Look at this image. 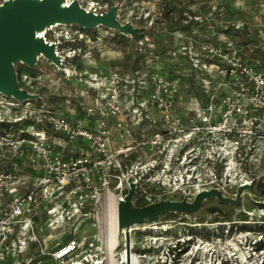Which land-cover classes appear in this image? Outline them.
I'll list each match as a JSON object with an SVG mask.
<instances>
[{"label":"rangeland","instance_id":"obj_1","mask_svg":"<svg viewBox=\"0 0 264 264\" xmlns=\"http://www.w3.org/2000/svg\"><path fill=\"white\" fill-rule=\"evenodd\" d=\"M86 1L88 0H83L84 3ZM96 1L101 5V10L106 11L117 5L116 18L121 24L128 22L129 27H139L143 32L148 30L150 33L144 36L139 44L137 37L131 34V30L122 33L116 28L110 29L104 26H98L94 30H82L75 24H61L47 28L44 37L51 41L54 39L55 42L57 36L61 35L63 27L65 28L62 25L71 29V33L81 32V38L77 37L78 32H75L76 40L63 42L59 48L61 56L62 54L65 56L69 48L75 50V54L70 50L69 57H64L60 67L51 60L38 56L35 66L31 67L34 70L33 75L35 74L31 90L37 96L30 101H23L4 95L3 97L0 93V102L17 101L20 107L30 108L29 110L23 108V112L54 110L63 116L75 117L82 108H97L100 106L97 103H103L100 95L107 91L110 85L107 81L112 79L115 73L116 87L120 94L118 98L116 97V104L118 101L121 103L118 104L119 106L136 105L134 103L136 99V102L143 100L144 103L151 104L139 85H145L153 73H163L169 78H178L179 92L175 97V111L185 123L187 117L192 116L196 119V112L202 110L207 97L216 86H220L219 82L223 77L214 60H210L205 52H202L203 47L206 48L213 43L222 44L223 41L232 38L246 59L264 69V0ZM235 31H238L237 34ZM195 58L206 62L205 70L200 71L192 67ZM23 65L25 64L15 63L16 72ZM218 91H225V87L220 86ZM17 112H22L21 108ZM0 113L11 112L5 104H0ZM117 114L108 119L114 124L112 129L115 137L110 146L115 149L122 146V142L125 146H132L128 152L129 160L125 161L127 168L130 164H135L148 174L147 179L143 178L142 188L133 194L132 199L135 204L144 205L166 198L181 200L183 196L186 201L192 202L200 190L215 191L216 189L221 197L236 198L238 187L242 184H250L248 189L243 188L239 192L237 202L219 200L217 195L213 194L204 197L193 212H166L159 214L157 221L132 224L134 229H138L131 231L132 240L135 241L133 250L146 255L139 258L137 264H193L194 262V264H212L217 255L227 253L230 256L229 264H261L262 256L254 253L252 248H247L246 244L250 243L252 238L258 239L263 236L264 239L262 234L264 233V143L257 149H247L243 152L239 162L236 161L237 157L235 158L234 153L227 156L225 162L220 161L216 156L205 159L204 153L199 150L194 158L183 150L175 153L179 162L184 158V161L192 160L191 162H194L197 170L200 171V176L198 174L193 178L195 175L192 174L191 179L184 177L180 182L183 184L178 185L182 190L173 191L172 182H176L174 179L179 178V172L180 176L184 174V168H181L180 163L175 160L172 164L166 163V155L161 153L166 150L162 149V146L160 150L151 147L152 133L163 126H152L148 122L144 123L145 121L140 124L137 113L131 109L127 117L121 113L118 114L119 116ZM152 115L156 116L155 113ZM117 119L122 121V127H117L119 125L114 122ZM22 123L21 126L24 128L31 124L29 121ZM36 128L37 125H34V129ZM9 132L13 133L14 129H10ZM1 135L0 127V142ZM19 151L20 149H12L0 143V157L11 159V156L17 152L13 164L26 173L28 169L26 157ZM135 165L132 168H135ZM19 170L16 172L18 176L14 188L24 190L27 178L24 179L26 175ZM144 173L141 174L142 177ZM172 173H176L177 177L173 178ZM125 177L129 178V174ZM2 193L5 191L0 193V204L8 199V196ZM119 195L116 194L118 197ZM106 202L105 196L101 199L100 213L97 216L105 236V253ZM212 209L221 210L225 217L216 218ZM143 226L149 228L144 229ZM214 226L216 228H212ZM203 227L209 238L206 234L198 233ZM260 228L262 233H259ZM68 230H71V226L66 228V231ZM243 231H249V234ZM74 232L79 233L81 229L77 227ZM192 232L197 235L188 239L190 243L184 244L186 250L180 255L179 260L173 258L170 251L164 250L167 244L165 240L176 242L177 237L182 236L184 239L186 236H191ZM218 232L222 234L221 237H218ZM51 233L60 238L62 231L58 229ZM120 234L119 245L115 250L117 253L123 248V232ZM206 241L208 244L205 243ZM149 248L150 252H146L145 250ZM247 251L250 253V258L245 261ZM115 258L118 259V255ZM106 261L107 253L103 264H106Z\"/></svg>","mask_w":264,"mask_h":264},{"label":"built area","instance_id":"obj_2","mask_svg":"<svg viewBox=\"0 0 264 264\" xmlns=\"http://www.w3.org/2000/svg\"><path fill=\"white\" fill-rule=\"evenodd\" d=\"M78 1L87 10L94 12L102 9L96 0H88L85 3L83 0ZM62 26L65 28L63 27L61 35L57 36L58 39L55 38L59 54L63 42L76 40L74 34L78 32L71 33V29L66 25ZM77 37H82L81 32H78ZM225 41L222 44L207 45L202 49L210 60H214L215 66L223 74L219 85L224 86L225 91H218L220 86H216L207 97L202 110L196 112V119L187 117L185 123L175 111V97L179 92L178 78H169L163 73H153L145 85H139L151 104L144 103L143 100L136 102L137 99L134 100L136 105L119 106L121 103L118 101L116 104V97L120 94L116 87L115 73L113 78L107 81L110 83L107 91L100 95L103 103L97 104L101 107L82 108L75 117L63 116L54 110L23 112L26 107H20L17 101L0 102L9 107L11 112L0 113V122H31L25 128L18 125L13 133L8 130L1 135L0 143L12 149H20L19 152L26 157L28 169L24 173L13 164L17 152L11 159L0 157V193L5 191L2 194L8 196V199L0 204V264L104 263L105 236L97 218L101 199L107 193L124 195L127 190L126 174L133 175V180L137 182L136 193L142 188L143 178H148V174L135 164V168H132L134 165L131 164L127 168L128 152L132 146H125L124 142L115 149L110 146L115 137L112 129L114 124L108 119L117 113L127 117L131 109L137 113L140 124L145 121L144 123L148 122L152 126L162 125L163 127L152 133L151 147H155V150H160V146L165 148L166 154L161 153L166 155V163L171 162L168 164H172L174 160L179 162L175 153L181 150L192 158L201 151L205 159L216 156L223 162L227 160V156L234 153L236 161L239 162L242 153L247 149H257L262 145L264 69L251 64L232 38ZM70 50L75 54V50L69 48L65 56L69 57ZM192 67L202 71L207 66L206 62L195 58ZM17 74L20 86L29 93L33 92L31 89L35 74L25 70H19ZM20 108L22 112H17ZM154 113L156 116L152 115ZM114 122L119 125L117 127L123 126L121 120ZM34 125H37L36 129ZM184 160L179 162L181 168H184V174L180 176L179 172V178L172 182L173 191L182 190L178 185L183 184L180 182L184 177L191 179L193 175V178L198 174L200 176L195 163L191 162L192 160ZM18 170L26 175L24 179L27 178L24 190L14 188ZM172 177H177L176 173H172ZM69 226L71 230L66 231ZM77 227L81 232H74ZM92 228L94 230H91ZM58 229L62 231L60 238L67 237L65 241L51 233ZM243 232L249 234V231ZM190 234L191 236L184 239L182 236L177 237L176 242L165 240L167 244L164 250H178L179 244L184 245L189 238L195 236ZM202 234H206V231ZM261 240L264 241L263 236L252 238L246 246L252 248L254 253H259L262 256L260 263L264 264V247L256 248L257 242ZM205 243L208 244L207 241ZM134 245L135 241L130 245V250L136 252L133 250ZM145 251L150 252V248ZM137 253L139 258L146 256ZM249 258L250 253L247 251L245 260ZM217 260L218 264H229L230 256L228 253L217 255L212 264H216Z\"/></svg>","mask_w":264,"mask_h":264},{"label":"water","instance_id":"obj_3","mask_svg":"<svg viewBox=\"0 0 264 264\" xmlns=\"http://www.w3.org/2000/svg\"><path fill=\"white\" fill-rule=\"evenodd\" d=\"M2 0L0 2V93L13 99L30 101L37 94L29 93L20 86L15 63H23L27 67L35 66L38 56L49 59L58 67L62 65L63 57L57 51V42L45 39V29L54 24H75L86 30H94L98 26L116 28L122 33L137 37L139 44L144 36L150 32L142 31L139 27H129L128 22L121 24L116 18V7L109 10L90 11L79 4L78 0ZM42 35H36L38 31ZM137 182L129 174L125 185L127 190L120 199L119 214L121 224L124 226L134 223H147L157 221L158 215L166 212H193L204 197L213 194L219 200L237 202L239 192L250 187V184L240 185L236 198L221 197L220 192L214 190H200L192 202L181 200H157L149 204H135L133 194L136 193ZM130 230L123 232V250L125 252L124 264H131L130 256Z\"/></svg>","mask_w":264,"mask_h":264},{"label":"bare ground","instance_id":"obj_4","mask_svg":"<svg viewBox=\"0 0 264 264\" xmlns=\"http://www.w3.org/2000/svg\"><path fill=\"white\" fill-rule=\"evenodd\" d=\"M56 25H58V24L56 23L52 26H56ZM43 33H44V31L40 30L36 33V35L38 34L40 36ZM228 171H230V170H228ZM106 197H107V202H106L107 203V207H106L107 209H106V213H105V220H106V226H105L106 230L105 231H106V236H107L106 245H105V249H106V253H107L106 264H119V263L124 264L125 252H124L123 248L120 249V251L118 253L115 252V250L117 249V246L119 245V238H120L119 234L120 233L122 234V232L130 230V233H129L130 243L132 244L133 240H132L131 231L134 228L132 227V225L124 226L121 224L120 214H119V204L120 203H118V202L120 199H123V195L120 194L118 197V196L113 195L112 193H107ZM136 228H139V226L138 227L136 226ZM142 228L145 229V228H149V227L143 226ZM130 252H131L130 253L131 264H137L140 255H138L137 252H133L132 250ZM117 255H118V259L115 258V256H117Z\"/></svg>","mask_w":264,"mask_h":264},{"label":"trees","instance_id":"obj_5","mask_svg":"<svg viewBox=\"0 0 264 264\" xmlns=\"http://www.w3.org/2000/svg\"><path fill=\"white\" fill-rule=\"evenodd\" d=\"M82 30H84V28H81ZM237 32L238 31H235V33L237 34ZM248 60V59H247ZM249 61V60H248ZM250 62V61H249ZM251 63V62H250ZM252 64V63H251ZM255 66V65H254ZM256 67H258V66H256ZM259 69H262V68H260V67H258ZM18 71L19 70H25V71H28L29 73L31 72V73H33L34 72V70L30 67H27L26 65H23L21 68H18L17 69ZM29 123H31L30 121H29ZM23 123H19V122H15V124H9V123H5V122H0V127L2 128V133L4 134L7 130H10V129H14L15 130V128H18V125L19 126H21ZM10 126H12V127H10ZM5 160V159H4ZM6 161V160H5ZM5 164H7L6 166H8V163L7 162H5ZM3 166H5L4 164H3ZM206 230L204 229V228H202V229H200V231L198 232V233H204ZM259 231L262 233L263 231H262V229L260 228L259 229ZM179 248H178V250H176L175 248H172L171 249V252L170 253H172V254H174V256L173 257H175V258H179V256L183 253V251H184V248H185V246L182 244V245H180L179 244V246H178ZM262 247H264V241L263 240H261V241H259V242H257V244H256V248H262Z\"/></svg>","mask_w":264,"mask_h":264},{"label":"flooded vegetation","instance_id":"obj_6","mask_svg":"<svg viewBox=\"0 0 264 264\" xmlns=\"http://www.w3.org/2000/svg\"><path fill=\"white\" fill-rule=\"evenodd\" d=\"M212 211H213V215L216 216V218H218L219 216H223V217H225V216H224L225 214H223L221 210H218V209L214 210V209H212ZM244 219H246V218H244ZM216 220H218V219H216ZM216 220H214V221H216ZM192 233H193V232H192ZM193 234H194V233H193ZM215 234H217V233H215ZM194 235H197V234H194ZM218 235L220 236V235H222V234L218 232ZM206 236H207L208 238L210 237L208 234H206ZM186 242H187V243H190V240H187ZM185 248H186V247H185ZM185 248H184V251L186 250ZM184 251H183V253H184Z\"/></svg>","mask_w":264,"mask_h":264},{"label":"crops","instance_id":"obj_7","mask_svg":"<svg viewBox=\"0 0 264 264\" xmlns=\"http://www.w3.org/2000/svg\"><path fill=\"white\" fill-rule=\"evenodd\" d=\"M66 238H67L66 236H63V239H62V241H65V240H66Z\"/></svg>","mask_w":264,"mask_h":264}]
</instances>
